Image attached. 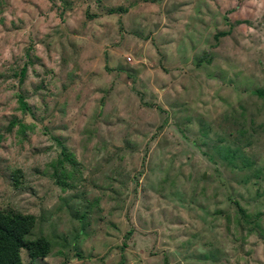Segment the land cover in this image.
I'll return each instance as SVG.
<instances>
[{"label": "rangeland", "instance_id": "rangeland-1", "mask_svg": "<svg viewBox=\"0 0 264 264\" xmlns=\"http://www.w3.org/2000/svg\"><path fill=\"white\" fill-rule=\"evenodd\" d=\"M0 208L22 264H264V0H0Z\"/></svg>", "mask_w": 264, "mask_h": 264}, {"label": "trees", "instance_id": "trees-1", "mask_svg": "<svg viewBox=\"0 0 264 264\" xmlns=\"http://www.w3.org/2000/svg\"><path fill=\"white\" fill-rule=\"evenodd\" d=\"M225 33L223 32L222 35ZM26 71L27 69L24 67L21 72L23 77ZM19 101L23 111L30 109L22 96H20ZM35 223L36 217L32 214L0 208V264H22L21 253L23 249L27 250L28 255L34 260L48 254L51 242L46 237L28 238L35 227Z\"/></svg>", "mask_w": 264, "mask_h": 264}]
</instances>
